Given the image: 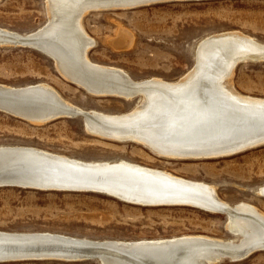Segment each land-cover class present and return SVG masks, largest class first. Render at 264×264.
Segmentation results:
<instances>
[{
    "label": "bare ground",
    "instance_id": "6f19581e",
    "mask_svg": "<svg viewBox=\"0 0 264 264\" xmlns=\"http://www.w3.org/2000/svg\"><path fill=\"white\" fill-rule=\"evenodd\" d=\"M189 1L197 0H43L44 25L22 34L0 28V46L28 47L45 55L63 80L91 96L136 100V104L125 113L105 114L69 103L45 83L0 84V112L35 126L84 115L88 134L137 143L170 160L216 159L263 146L264 99L241 95L232 85L236 66L245 62L242 58L264 61V44L255 39L236 31L203 38L196 45L192 69L177 81L135 80L89 58L96 42L82 23L86 15ZM131 43L130 34L122 29L108 40L113 50L127 49ZM72 181L92 184L78 192L103 194L130 205L188 206L224 214L225 227L234 238L186 235L119 241L0 231V252L57 247L98 253L103 257L100 264H218L264 251V214L248 203L224 202L213 185L125 160L84 161L34 147L0 146V187L60 191ZM257 192L264 197V185ZM21 237L30 239L22 242L17 239Z\"/></svg>",
    "mask_w": 264,
    "mask_h": 264
},
{
    "label": "rangeland",
    "instance_id": "374dc122",
    "mask_svg": "<svg viewBox=\"0 0 264 264\" xmlns=\"http://www.w3.org/2000/svg\"><path fill=\"white\" fill-rule=\"evenodd\" d=\"M46 21L43 0H0V28L19 34ZM82 23L96 42L91 61L119 68L132 79L177 81L190 72L196 45L203 38L240 32L264 44V0H197L164 2L122 11L86 15ZM119 29L132 38L130 47L113 50L108 40ZM107 42V43H106ZM45 83L69 103L105 114L129 111L136 100L95 97L63 80L45 55L28 47L0 46V84L18 87ZM232 85L241 95L264 99V61H245L234 70ZM80 118L35 126L0 112V146H24L84 161L125 160L164 170L215 187L233 205L255 206L264 214V145L216 159L170 160L137 143H119L88 134ZM257 190V191H256ZM224 214L188 206L142 207L92 192L40 191L0 187V231L51 232L92 240L138 241L203 235L233 239ZM0 264H99L95 260L23 261ZM264 264V251L239 262Z\"/></svg>",
    "mask_w": 264,
    "mask_h": 264
},
{
    "label": "water",
    "instance_id": "95a60500",
    "mask_svg": "<svg viewBox=\"0 0 264 264\" xmlns=\"http://www.w3.org/2000/svg\"><path fill=\"white\" fill-rule=\"evenodd\" d=\"M29 38H27V43ZM25 41V40H23ZM33 41V40H31ZM38 42V41H36ZM242 60L247 61L248 58H242ZM241 60V61H242ZM32 87V86H31ZM1 105V103H0ZM88 117L86 116H81V121L82 123H85ZM93 118V117H91ZM3 176H8V175H3ZM11 176V175H10ZM15 176V175H13ZM11 176V177H13ZM17 176V175H16ZM77 182H69V186H65L62 188L64 192H78L76 189H90V187L87 186H92L89 182L86 183H81V184H76ZM71 185V186H70ZM76 185L81 186V187H76ZM54 191V190H52ZM188 198H192L191 196H187ZM187 197L181 198V199H188ZM38 237H34V239ZM18 240L27 241L30 238L27 237H21L17 238ZM35 239V240H37ZM40 239H44L41 238ZM47 241H52V242H60L62 240H56V239H51V238H46ZM89 260H95L99 264L102 263L103 257L98 253L95 252H87V251H80L79 253H76L75 251L71 250H66L62 248H57V247H52V248H33V249H19V250H8L4 252H0V262H23V261H61V262H77V261H89Z\"/></svg>",
    "mask_w": 264,
    "mask_h": 264
}]
</instances>
